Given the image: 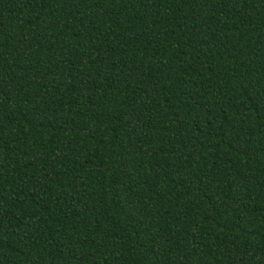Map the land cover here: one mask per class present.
<instances>
[{
    "label": "trees",
    "instance_id": "16d2710c",
    "mask_svg": "<svg viewBox=\"0 0 264 264\" xmlns=\"http://www.w3.org/2000/svg\"><path fill=\"white\" fill-rule=\"evenodd\" d=\"M0 264H264V0H0Z\"/></svg>",
    "mask_w": 264,
    "mask_h": 264
}]
</instances>
